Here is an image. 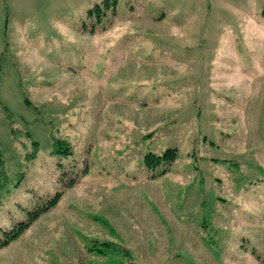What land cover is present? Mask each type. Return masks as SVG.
Returning <instances> with one entry per match:
<instances>
[{
    "label": "rangeland",
    "instance_id": "obj_1",
    "mask_svg": "<svg viewBox=\"0 0 264 264\" xmlns=\"http://www.w3.org/2000/svg\"><path fill=\"white\" fill-rule=\"evenodd\" d=\"M101 1L0 0V264H264V0Z\"/></svg>",
    "mask_w": 264,
    "mask_h": 264
},
{
    "label": "trees",
    "instance_id": "obj_2",
    "mask_svg": "<svg viewBox=\"0 0 264 264\" xmlns=\"http://www.w3.org/2000/svg\"><path fill=\"white\" fill-rule=\"evenodd\" d=\"M116 4H117V0H102L101 2L95 4V6L93 8L89 9V12L92 13V12H96L97 10L102 11V9H104V10L112 9L113 11H115ZM57 144L60 146L61 145L65 146V153L70 152V149H69L70 145L67 141L61 140V141H58ZM177 156H178V148L177 147H169L162 154H156V153L150 152L145 157V165L148 169H154L158 165H160L164 162L166 164V166H165L163 171H167L171 168V166H172L173 162L175 161V159L177 158ZM77 180H78L77 178H71L69 180V182H67V185H71V184L77 182ZM60 195H61V191L57 192L53 197H51L49 199V203L47 205L42 206L39 209H35L34 211H32L30 213V216L27 220L21 221L20 223H18L17 227L7 231L6 232L7 237L2 239V242H0V246L9 243L10 240L17 237L23 229H25L27 226H29L31 224V222L41 214V212L49 209L53 204H55L56 201L58 200V198L60 197Z\"/></svg>",
    "mask_w": 264,
    "mask_h": 264
}]
</instances>
